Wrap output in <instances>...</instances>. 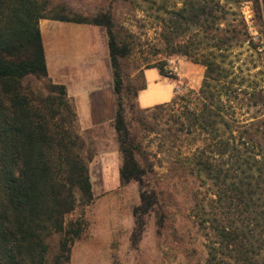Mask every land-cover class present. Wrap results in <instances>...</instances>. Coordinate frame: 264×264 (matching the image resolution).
<instances>
[{
    "label": "trees",
    "instance_id": "obj_1",
    "mask_svg": "<svg viewBox=\"0 0 264 264\" xmlns=\"http://www.w3.org/2000/svg\"><path fill=\"white\" fill-rule=\"evenodd\" d=\"M220 10L215 0L189 1L177 16L199 23ZM44 19L104 27L115 95L125 91L121 64L129 52L114 34L110 15L70 17L64 10L58 13L51 0H0V264H69L87 223L67 218L94 199L89 167L94 156L79 134L66 87L49 77L40 28ZM222 44L219 40L215 48L222 51ZM172 54L205 67L201 88L139 110L147 115L182 106L174 137L201 143L176 163L215 187L209 202L197 198L193 208L206 239V264H264V129L240 125L231 104L237 90L222 63L209 55L195 58L187 44H178ZM150 68L175 78L165 63ZM145 88L146 82L135 95ZM113 123L123 155L121 183L143 184L146 171L120 102ZM152 197L142 192L143 215L156 205Z\"/></svg>",
    "mask_w": 264,
    "mask_h": 264
},
{
    "label": "rangeland",
    "instance_id": "obj_2",
    "mask_svg": "<svg viewBox=\"0 0 264 264\" xmlns=\"http://www.w3.org/2000/svg\"><path fill=\"white\" fill-rule=\"evenodd\" d=\"M189 1L198 0H51L58 13L64 10L70 17H112L114 34L129 52L121 64L125 91L120 98L115 95L116 109L120 102L137 141L135 155L146 171L143 184L117 181L123 155L113 121L84 132L78 128L87 152L94 156L89 163L94 199L90 205L79 204L67 218L87 223L72 247L69 264H206V239L193 208L197 198L209 202L215 187L176 163L201 143H181L174 137L182 106L143 115L135 94L145 84V71L162 63L175 76L174 97L198 91L205 67L172 54L178 44H187L195 58L209 55L228 69L227 81L237 90L238 99L231 104L240 125L256 124L263 130L264 0H215L222 10L199 23L187 13L188 19L177 16ZM219 40L222 51L215 48ZM151 69L158 74V68ZM164 90H170L168 83ZM145 116L150 118L143 121ZM143 191L156 200L146 215Z\"/></svg>",
    "mask_w": 264,
    "mask_h": 264
},
{
    "label": "crops",
    "instance_id": "obj_3",
    "mask_svg": "<svg viewBox=\"0 0 264 264\" xmlns=\"http://www.w3.org/2000/svg\"><path fill=\"white\" fill-rule=\"evenodd\" d=\"M48 74L64 85L73 101L81 132L105 126L115 118V92L108 39L101 26L41 20ZM146 88L137 96L141 109L170 102L178 89L160 71H145ZM166 83L170 90L164 89ZM120 177L117 176L119 182ZM118 185H115L117 187Z\"/></svg>",
    "mask_w": 264,
    "mask_h": 264
}]
</instances>
